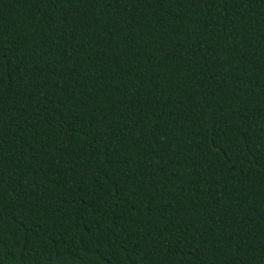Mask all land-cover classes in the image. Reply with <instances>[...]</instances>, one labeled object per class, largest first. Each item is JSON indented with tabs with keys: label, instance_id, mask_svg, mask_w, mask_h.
<instances>
[{
	"label": "trees",
	"instance_id": "16d2710c",
	"mask_svg": "<svg viewBox=\"0 0 264 264\" xmlns=\"http://www.w3.org/2000/svg\"><path fill=\"white\" fill-rule=\"evenodd\" d=\"M0 264H264V0H0Z\"/></svg>",
	"mask_w": 264,
	"mask_h": 264
}]
</instances>
